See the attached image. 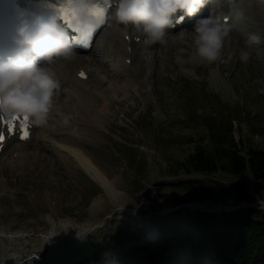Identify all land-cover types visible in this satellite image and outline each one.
Masks as SVG:
<instances>
[{"label": "rangeland", "instance_id": "rangeland-1", "mask_svg": "<svg viewBox=\"0 0 264 264\" xmlns=\"http://www.w3.org/2000/svg\"><path fill=\"white\" fill-rule=\"evenodd\" d=\"M239 1L236 8L244 7L247 19L232 24L230 28H241L242 32H230L225 37L222 54L216 61H199L189 54L185 56L187 61L176 57L183 48H192L196 54L192 28L181 34L185 36L179 38V44L174 42L173 36H168L166 43H159L150 53V64L140 70V79L147 84L142 92L140 85L132 86L133 89L130 85L119 86L121 71L112 70L109 61H104L110 68L108 74L114 72L118 78L113 81L110 77L107 81L117 92L107 99L110 110L100 112L105 123L97 131V137L91 142L82 139L89 144V152L83 145L82 148L114 181L117 190L131 199L130 212L125 211L122 196H113L102 179L96 178L88 167L85 169L82 163L66 159L62 154L63 158L57 155L53 162V152H49L52 161L45 173L42 171H45L44 162L42 170H34L31 163H26V171L21 169L20 175L6 170L9 175L6 180L19 183L2 199L5 208L2 211L4 220L0 223H12L27 230L29 224H51L50 210L41 201L44 196H50L60 216L68 221L71 240L85 235L98 246L99 257L85 264H167L169 252L160 250L157 237L161 222L167 220L173 210L184 206L192 214H226L250 207L246 202L262 205L264 180L255 179L250 169L243 176L220 170L186 173L180 163L197 146L213 147L212 135L218 130L232 129L241 142L240 152L244 155L251 145L264 147V42L252 46L245 43L250 32L264 36V0ZM114 29L115 23L101 34L94 48L97 52L106 50L107 39ZM242 47L251 52L247 61L240 59ZM92 54L93 57L94 51ZM89 91L95 93V89ZM103 91L100 88L93 95L99 97ZM104 102L96 105L95 110H101ZM135 117L137 120L133 122ZM120 125L127 129L120 130ZM116 134L121 139H116ZM75 137V134L66 136L68 142L65 140V143L81 146ZM58 138L62 142L66 139L64 136ZM53 163L55 166H51ZM29 168L33 171H28ZM22 172L26 174L21 175ZM187 179L194 181L187 183ZM236 187H244L255 199L236 201ZM97 197L107 201L99 211L94 207ZM200 202L208 206L198 205ZM216 204L221 210L212 208ZM232 205L236 207L229 208ZM251 207L264 211V207ZM40 262L44 264L42 258ZM186 264L191 262L187 260Z\"/></svg>", "mask_w": 264, "mask_h": 264}, {"label": "clouds", "instance_id": "clouds-1", "mask_svg": "<svg viewBox=\"0 0 264 264\" xmlns=\"http://www.w3.org/2000/svg\"><path fill=\"white\" fill-rule=\"evenodd\" d=\"M67 0H38L16 23L10 53L0 56V110L11 116L20 113L34 125L47 122L60 81L48 65L58 56L74 52L73 29H87L100 22L97 0H71L63 13L73 17L72 26L62 18L61 4ZM210 0H112L115 18L141 28L145 39L166 43L170 29L186 16L197 13ZM196 54L208 61L221 56L230 25L217 15L196 19L192 29ZM264 42L258 32L248 33L249 46ZM240 59L247 61L251 52L240 49Z\"/></svg>", "mask_w": 264, "mask_h": 264}, {"label": "trees", "instance_id": "trees-1", "mask_svg": "<svg viewBox=\"0 0 264 264\" xmlns=\"http://www.w3.org/2000/svg\"><path fill=\"white\" fill-rule=\"evenodd\" d=\"M212 139L213 147L197 146L187 159L180 161L184 172L220 170L243 176L250 169L255 179L264 180V147L251 145L244 155L232 129L218 130ZM234 194L238 202L254 198L244 187L234 188ZM225 213L192 214L184 206L176 209L161 223L160 249L171 247L176 252L175 261L187 255L196 263L202 260L208 264H264V211L250 206Z\"/></svg>", "mask_w": 264, "mask_h": 264}, {"label": "bare ground", "instance_id": "bare-ground-1", "mask_svg": "<svg viewBox=\"0 0 264 264\" xmlns=\"http://www.w3.org/2000/svg\"><path fill=\"white\" fill-rule=\"evenodd\" d=\"M132 32H133V30L130 31V33H132ZM114 39H117L118 42L121 44V50L117 54L115 51H110L109 53L112 56V58H114V60H113L114 64H117L118 62H120L119 59L122 56L127 57L130 55V53L128 52L127 46H126L128 43L127 39H125V37L123 38V36L121 35V30L118 29L114 32L113 40ZM134 45H138V44H134ZM98 54H96V56ZM69 56H71V55H69ZM69 56L66 57L68 59H66L64 61L65 65L62 66L60 63L58 65V68L59 69L61 68L63 70V73L67 78H73V77L77 78V72L80 71V68L83 67L84 69H86V66H88V65L86 64L85 59H83L80 54H76V53L73 54L72 56H73L74 60H70L72 58L69 59ZM116 58H118V59H116ZM95 59L97 61H99V56L95 57ZM125 64H127V63L125 62ZM124 70L126 71L127 69L124 68ZM137 70H138L137 67H135L130 72L126 71V73L131 74V78H130L131 87L132 86L136 87L138 85L137 83H140V87L144 86V83L139 81ZM94 77H95V80H93V83L96 85L101 83L103 80V79H99L100 76L96 75V73H95ZM123 80L125 82V85H130L129 79L127 77L124 78ZM78 81L82 82V80H78ZM82 86H85L86 91L90 93V91L88 89L89 83H85ZM77 89L80 92V96L87 102V96H86L85 91L83 89H81L80 87H77ZM99 89L98 88L95 89V93ZM91 92H93V90H91ZM100 92H102V90H100ZM95 93L93 92L92 94L91 93L90 94L93 95ZM92 101H93V99L89 100V109H90V107H92L91 106ZM83 108H84V110H86L85 106H83ZM90 110H92V109H90ZM90 112L92 113L91 120H96V118L99 119V116H97V113H93V111H90ZM86 130L90 131L91 129L88 128ZM58 137H59V133L55 132L52 128H49V129H46V131L43 134V137L38 136L37 140H35L32 144H29V146H30L29 148H32L34 150V152H31L28 156H26V158H24V160H22V163L19 165V166H21L22 170L26 171L25 170L26 166H28L26 163H28L32 159V162L34 160L35 165H39L43 162L46 163L44 165H46L45 171H47L50 168V166H48V165L52 161V160L50 161V159H49V156H50L49 152H57L58 154H62L66 159L68 158L69 160L75 161V163L80 162L84 165L83 167H85V166L88 167L92 171V173L95 175L96 178L102 179V181L105 183L108 191L111 192L113 194V196H114V194L122 196L123 207H125L127 210L132 208L133 204H132L131 199L127 195H125V194L123 195V192L120 193L117 190V187L115 186L114 181L109 179L110 177H108L105 174V172L102 171L100 169V167H98L96 165V163H94L92 157L87 154V152L82 148V145L80 146L79 144L65 143V140H67V142H68V139H67L68 137L67 138L64 137L66 139H64V141L62 142V141H59ZM16 150H19V152L22 154H28L29 153V151L27 150V146L22 142L20 143L19 147ZM37 151H39L40 153H36ZM47 154H48V156H47ZM17 162H19V159H17ZM8 163L9 162H7V163L6 162H0V174H1V172H3L4 169H5V171L9 170L10 173H13L15 171L17 166H15L13 164L10 165ZM86 167H85V169H86ZM52 168H54V167H52ZM8 177H9V175H8ZM10 182H11V179H10ZM103 198L104 197H97L95 199L94 207L98 211L100 210V208H104L105 204L107 203V201ZM52 200L53 199L50 196H45L43 198V200H41V201H43L44 207H46L48 210H50L49 214L48 213L47 214L52 219L51 224L48 222L45 224V226L43 224H42L43 226H37V225L31 224L29 229L27 230L26 227L25 228H21V227L19 228L16 225H9L7 223H5V224L2 223L3 224L2 225L0 223L2 225V226H0V264H3L4 260L7 257H14L15 260L19 264H26V263H22L23 259H25L27 257L29 258L31 255H34V259L38 258L40 260L42 258V261H43V259H44L43 258L44 256L42 257L43 252L45 254V252L47 250L58 248L61 245H63L64 243L71 240V235H70L71 231L69 230L68 221H65L66 219H64L60 216L59 211L57 210V207L53 204ZM195 204H197V203H195ZM199 204H200V206H202V204L205 206H208L206 203H203V202L198 203V205ZM214 204H212V205H214ZM217 205L218 204H216V206H213L212 208L221 210V206H217ZM203 208L206 210H212V209L205 208V207H203ZM2 217H4L3 213L0 214V220H4V218H2ZM13 222H15V221H13ZM35 224H37V223H35ZM46 230H49V231H46ZM26 231H30V233L26 234ZM37 234H41V235H37ZM37 241H39V242H37ZM96 247H98V246H96ZM98 255H100L99 249L97 250L96 255H92L83 263L84 264L87 262L90 263L91 261L97 259L99 257ZM27 260H30V262H31L33 259H27ZM39 264H40V262H39Z\"/></svg>", "mask_w": 264, "mask_h": 264}, {"label": "water", "instance_id": "water-1", "mask_svg": "<svg viewBox=\"0 0 264 264\" xmlns=\"http://www.w3.org/2000/svg\"><path fill=\"white\" fill-rule=\"evenodd\" d=\"M222 208H225V206H222ZM95 251L96 247L91 243L89 238H81L58 248L47 250L45 252V258L50 264H73L77 261L84 260ZM7 264L16 263L12 259H9Z\"/></svg>", "mask_w": 264, "mask_h": 264}, {"label": "snow or ice", "instance_id": "snow-or-ice-1", "mask_svg": "<svg viewBox=\"0 0 264 264\" xmlns=\"http://www.w3.org/2000/svg\"><path fill=\"white\" fill-rule=\"evenodd\" d=\"M70 3H71V0H67V2L65 4H61L60 5V8L62 10V18L69 25V27L72 26L73 17L71 15L64 14L63 13V9L68 7V5ZM106 15H107L106 9H104L100 5V13H99L100 22H99V24L103 25L105 23ZM97 27H98V25L91 26V27H89L87 29L76 28V29H73V33L74 34L84 33L85 34V38H86L87 35L95 34ZM81 75L83 76V75H86V74L81 73ZM21 119L24 121V124L21 127V129H20L21 137L26 139L30 135V131H29V129H30V124H29L30 118L28 116L21 115L20 113H14L11 116L6 115L3 118V123L8 125V129H9L10 132L15 133L16 130H17V121H20ZM4 139H5L4 135L0 134V142H2Z\"/></svg>", "mask_w": 264, "mask_h": 264}]
</instances>
